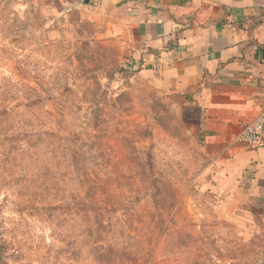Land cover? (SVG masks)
Returning <instances> with one entry per match:
<instances>
[{
    "label": "rangeland",
    "instance_id": "rangeland-1",
    "mask_svg": "<svg viewBox=\"0 0 264 264\" xmlns=\"http://www.w3.org/2000/svg\"><path fill=\"white\" fill-rule=\"evenodd\" d=\"M80 2L0 0V264H264V209Z\"/></svg>",
    "mask_w": 264,
    "mask_h": 264
},
{
    "label": "crops",
    "instance_id": "crops-1",
    "mask_svg": "<svg viewBox=\"0 0 264 264\" xmlns=\"http://www.w3.org/2000/svg\"><path fill=\"white\" fill-rule=\"evenodd\" d=\"M91 1L131 66L189 110V140L207 161L209 187L264 209V130L258 148L234 141L264 117V0Z\"/></svg>",
    "mask_w": 264,
    "mask_h": 264
},
{
    "label": "built area",
    "instance_id": "built-area-1",
    "mask_svg": "<svg viewBox=\"0 0 264 264\" xmlns=\"http://www.w3.org/2000/svg\"><path fill=\"white\" fill-rule=\"evenodd\" d=\"M264 130V117L259 116L250 123L246 124L241 132L236 135L234 141L238 144L246 145L251 148H258L262 144Z\"/></svg>",
    "mask_w": 264,
    "mask_h": 264
},
{
    "label": "water",
    "instance_id": "water-1",
    "mask_svg": "<svg viewBox=\"0 0 264 264\" xmlns=\"http://www.w3.org/2000/svg\"><path fill=\"white\" fill-rule=\"evenodd\" d=\"M90 3V0H81L80 5L85 7Z\"/></svg>",
    "mask_w": 264,
    "mask_h": 264
},
{
    "label": "trees",
    "instance_id": "trees-1",
    "mask_svg": "<svg viewBox=\"0 0 264 264\" xmlns=\"http://www.w3.org/2000/svg\"><path fill=\"white\" fill-rule=\"evenodd\" d=\"M96 257L98 261H101L103 259V255L100 253H97Z\"/></svg>",
    "mask_w": 264,
    "mask_h": 264
}]
</instances>
